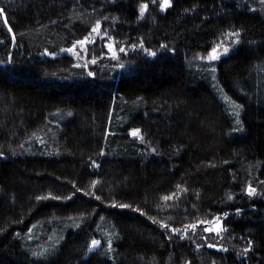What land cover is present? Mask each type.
<instances>
[{"label":"trees","instance_id":"1","mask_svg":"<svg viewBox=\"0 0 264 264\" xmlns=\"http://www.w3.org/2000/svg\"><path fill=\"white\" fill-rule=\"evenodd\" d=\"M253 3L0 0V264H264ZM216 216L225 249L199 231Z\"/></svg>","mask_w":264,"mask_h":264},{"label":"rangeland","instance_id":"2","mask_svg":"<svg viewBox=\"0 0 264 264\" xmlns=\"http://www.w3.org/2000/svg\"><path fill=\"white\" fill-rule=\"evenodd\" d=\"M252 9L253 10L259 9L260 11L264 12V0H255V3L252 4ZM223 36L224 37L221 38L222 40H220V42L216 44L215 47L213 48V50H215V54L217 58L209 59V56L213 54V50H212L204 57L205 61L211 63L217 62L222 56H224L231 50L234 42L236 41L235 37L232 34H228V33H226ZM231 36H233L234 38H232ZM79 46L81 47L82 44H79ZM119 47L120 45L118 46L116 42L109 41L107 42L106 45H103L102 47L99 48L100 49L99 52L101 53L100 54L101 56L103 57L106 56L108 57L109 60L114 62V65L116 68H118V70H126L127 65L126 63H124L125 61L121 57L123 53V49ZM225 49H227V51H225ZM94 51H91L92 53H90L89 50L85 52L82 50L74 51L73 54L77 59L78 65L80 64L82 66H88V64L92 62V59H94L96 56L97 51L95 52ZM203 222L204 224H202L201 228L199 227L200 225H189L188 227H186L188 228L185 230L186 234L190 232L189 234L190 237L192 234L194 236V232L198 231V228H200L199 230L200 232L201 229L203 228L204 236L207 237V240L210 241L208 243V246H210L211 248H220V249L224 248L220 243L221 240L224 238L226 231L225 226L223 225V216H216L211 219L209 218L207 220H204Z\"/></svg>","mask_w":264,"mask_h":264},{"label":"snow or ice","instance_id":"3","mask_svg":"<svg viewBox=\"0 0 264 264\" xmlns=\"http://www.w3.org/2000/svg\"><path fill=\"white\" fill-rule=\"evenodd\" d=\"M169 3H170V0H164V5H165V6H167ZM81 43H83V42H81ZM225 51H227V49H225ZM216 58H217V56H216V54H215V50H213V54L209 56V59H216ZM137 134H138V132H134V133H133V135H137ZM166 199H167V197H166ZM92 243H93V246H95V245H97L99 242H98V241H93Z\"/></svg>","mask_w":264,"mask_h":264}]
</instances>
